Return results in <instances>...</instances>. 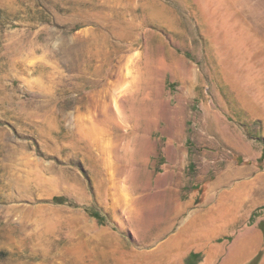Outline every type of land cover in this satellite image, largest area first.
I'll return each instance as SVG.
<instances>
[{
	"label": "rangeland",
	"instance_id": "1",
	"mask_svg": "<svg viewBox=\"0 0 264 264\" xmlns=\"http://www.w3.org/2000/svg\"><path fill=\"white\" fill-rule=\"evenodd\" d=\"M88 11L138 15L129 80L145 55L163 65L168 105L145 131L139 122L148 152L132 161L119 149L135 122L129 103L122 127L113 124L120 136L109 161L78 139L116 59ZM263 42L264 0H0V264H219L239 255L245 228L264 232ZM94 69L106 76L81 87ZM169 240L182 242L184 259L162 246ZM260 259L264 245L247 264Z\"/></svg>",
	"mask_w": 264,
	"mask_h": 264
},
{
	"label": "bare ground",
	"instance_id": "2",
	"mask_svg": "<svg viewBox=\"0 0 264 264\" xmlns=\"http://www.w3.org/2000/svg\"><path fill=\"white\" fill-rule=\"evenodd\" d=\"M137 19V14H134L133 19H127L122 15L112 17L109 14L100 15V12L91 13L89 11L84 15L85 21L94 20L98 22L97 24H99L102 29V44L106 47H112V51L115 55L114 57L116 58L114 65L107 69L108 73H106L107 77L104 84L93 93V95L97 97L92 101L94 110L90 114L95 117L92 119H85L83 121L84 125L82 127L78 126L79 131L81 130L78 139H82V148H88L90 147L89 145L94 144L95 148H97L96 155L104 158L105 161H109L108 159L112 157V150L116 147V142L120 136L118 133L117 135L113 133L112 127L113 124H116L119 128L122 127L118 119L124 115L123 110L120 108L122 104L129 103L131 111L130 117L135 120L131 129L126 130V134L131 136V139H129L125 145L119 147V149L123 150V157H121V159L127 160L129 157L131 161L135 151H141L142 153L148 152V147L144 142L146 139L144 135L141 136V139H143L142 141L137 140L140 136L139 122L144 125L145 131L149 123L154 118L159 117L164 107L168 105V102L164 101L162 97L163 91L160 78L163 65L160 60L157 61L155 66L151 67V63L147 61V56L145 55L142 65H138L135 74L134 71H132L133 75L131 76V80L128 79V75L131 74V69L137 65L136 61H134L133 58H129L126 54V52L130 51V45L136 39L133 30L137 29ZM128 35L130 41H128L127 44H122V41L124 42V40H126L125 37ZM95 42H97V40ZM95 45L97 46L98 44L95 43ZM112 55L109 52L106 57H104L107 65L111 63ZM98 57L99 54H96L95 60L98 61ZM130 66H132V68ZM93 75L95 78L89 79L88 82H84L81 87H84L86 84L95 83L103 77L105 73H102L100 69H94ZM143 76L145 78L141 87V95L137 98L135 93V91L138 90L137 83ZM103 112L106 113L100 116ZM131 144H133V146H131ZM92 150L93 148L91 151ZM86 152L89 151L86 150ZM132 164L135 165L136 161H133ZM106 168L118 170L119 167L118 165L113 166L107 164ZM133 170H135L134 167L128 170L130 175L133 173ZM133 220L138 224L141 223V215L136 213ZM190 220L193 221V219Z\"/></svg>",
	"mask_w": 264,
	"mask_h": 264
},
{
	"label": "crops",
	"instance_id": "3",
	"mask_svg": "<svg viewBox=\"0 0 264 264\" xmlns=\"http://www.w3.org/2000/svg\"><path fill=\"white\" fill-rule=\"evenodd\" d=\"M186 226L187 225H184V227ZM214 226H216V224ZM214 232H218L219 234H221L224 231L215 230ZM241 237L244 240V244L242 242L243 247L239 252L240 254H235L230 257H226V259L223 262H220L219 264H247L257 253H259V251L264 245V232L256 226L245 228L241 232ZM163 245H170V253H173L175 254V256L180 257L181 260L184 259V256H181L184 252L182 242L177 243L176 246L173 248H171V240L162 244V246ZM174 249L175 252H173ZM257 264H264V260L260 259Z\"/></svg>",
	"mask_w": 264,
	"mask_h": 264
}]
</instances>
